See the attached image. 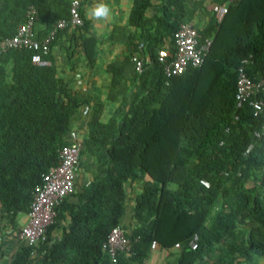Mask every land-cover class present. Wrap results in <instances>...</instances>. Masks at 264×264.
<instances>
[{
	"label": "trees",
	"instance_id": "1",
	"mask_svg": "<svg viewBox=\"0 0 264 264\" xmlns=\"http://www.w3.org/2000/svg\"><path fill=\"white\" fill-rule=\"evenodd\" d=\"M69 1L0 0V39L14 33L29 5L41 36L67 17ZM81 5V25L58 30L49 49L70 32L66 49L77 45L91 66L98 38L88 33ZM183 21V0L131 1L126 27L114 25L106 37L125 43L127 52L105 64V98L114 104L105 121L103 103L68 88L49 51L45 65L33 64L29 49L0 54V213L12 229L28 210L33 186L57 163L71 112L84 103L89 111L78 167L94 166L91 179L56 206L45 241L19 244L0 264H112L101 243L123 214L124 186L132 180L141 186L132 201L133 226L125 232L130 255H119L118 264L143 261L152 245L178 247L175 262L166 264H206L213 250L239 264L264 253V130L253 136L263 113L233 100L241 57L250 55L248 77H264V0H232L219 20L208 17L197 27L200 38L211 37L202 63L165 76L157 51L172 52V34ZM132 55L141 58L142 69L128 79L124 68ZM66 215L60 237L48 245ZM235 229L238 239L226 242ZM194 233L197 244L189 249Z\"/></svg>",
	"mask_w": 264,
	"mask_h": 264
},
{
	"label": "built area",
	"instance_id": "2",
	"mask_svg": "<svg viewBox=\"0 0 264 264\" xmlns=\"http://www.w3.org/2000/svg\"><path fill=\"white\" fill-rule=\"evenodd\" d=\"M232 0H226L222 4H212L211 11L216 19L226 12L227 4ZM79 0H70L67 8V17L60 18L52 25L51 29L36 36L33 24L36 19V10L33 5L26 7L23 20L16 26L12 35L0 39V54L8 49L31 50L30 61L36 65H45L48 61L44 55L49 51V43L58 30L67 26L76 27L82 21L78 13ZM211 37L200 38L197 27L189 21L178 24L172 34L173 50L161 48L157 51V60L165 76H176L185 72L188 68H194L202 63L210 44ZM250 55L241 57L235 69L233 100L236 107L247 103L251 105L253 113H263V120L258 130L253 131L254 137H259L264 130V77L252 79L245 72V65ZM135 73L141 72L142 60L137 55H132ZM82 90L86 84L80 83ZM81 114L87 115L89 105L81 106ZM252 145L248 144V148ZM81 148V140L74 139L63 144L57 154V163L48 168L41 175L40 183L33 186L28 210L24 213L25 219L16 232V239L20 244L36 245L46 239V230L54 222L56 206L66 196L74 192V180L78 171V156ZM197 234H192L187 241L189 249H195ZM102 250L107 254L110 263L118 264V257L130 255V243L121 225L111 227L101 243Z\"/></svg>",
	"mask_w": 264,
	"mask_h": 264
},
{
	"label": "crops",
	"instance_id": "3",
	"mask_svg": "<svg viewBox=\"0 0 264 264\" xmlns=\"http://www.w3.org/2000/svg\"><path fill=\"white\" fill-rule=\"evenodd\" d=\"M80 1L82 2L81 6L83 9V14L85 18L89 20L88 33L98 38L94 48V57H95L94 63L91 66L86 65L84 57L82 56V53L78 50L77 45L72 49H66V47L62 44L63 40L65 41L67 40L65 35L59 36L54 41L53 45L49 49V52L56 65V70L58 75L64 79L68 88L79 93L80 90H82L80 88L81 86L80 83L86 84L87 82L88 84V81L92 82V85L95 87L94 92H90V91H89L90 93H87V91L85 92V90H88L87 84H86V89L82 91H84L85 93L84 95L88 97L91 100V102L97 101L103 103V111L100 119L102 121H105L107 117L110 115L114 106L113 103L108 102L105 98L108 89L109 77H110V74L105 71V64L115 59H121L123 56L111 60L109 59V61L99 63L98 61V52L100 50L99 41L104 37L106 40L112 43L118 42L107 39L106 37L111 32L112 27L114 25H120L126 27L127 13L130 8L132 0H80ZM183 1L185 3V7L187 10L188 21L191 22L196 27H201L205 23L206 19L212 15L211 5L222 4L226 0H183ZM101 2L109 7L110 12L106 19L95 20L90 17L89 12L95 6V4ZM123 44L126 46L125 43ZM111 46L110 47L108 46L107 50H109ZM107 50L106 48L104 49L105 54L107 53ZM130 63L133 65L131 61H128V63L125 65L124 68V75L128 79H130L134 74L133 72L134 68L132 69ZM128 66L129 68H127ZM127 69L129 71L128 75H126ZM97 86H99V88L96 89ZM96 90H98V92L100 90L102 94L96 95ZM107 108L110 110L106 111ZM80 110L81 107L71 112L70 126H69L70 128L67 136V141H71L74 139L81 140V138L84 135V132L86 130V121L88 119L87 116L88 114L83 115L81 114ZM81 172H82V168L79 167L74 180V188H75L74 191L80 190V188L91 179V176H87V178H85L84 174H81ZM140 186H141L140 180H132L125 183L124 211L118 222V224L121 225V227L123 228L124 232L128 228L133 226V221L131 217L132 201L135 194H137L140 191ZM69 200L71 199L69 198ZM24 219H25L24 213L19 214L17 216L16 218L17 228L20 227ZM2 220L5 222V226L8 229V231L5 230V232H9L10 230L12 231L13 229L11 225L7 222L5 216L2 213H0V221ZM67 223H68V215H66L64 219L59 221V225H60L59 229L57 228L51 231L50 240L49 243H47L48 245L60 237L61 227L66 226ZM16 232L17 229L15 231V236H16ZM19 244L20 243L17 241V239L15 238L13 239V237L7 235L6 237L3 238L0 235V261L2 262H4L5 260L7 261V259H9L12 256V253ZM159 249H164V248L156 245H152L146 258L143 261L147 259L149 254L150 257H153L155 253L160 254L161 251H159ZM263 254L261 256L255 257V259L262 257Z\"/></svg>",
	"mask_w": 264,
	"mask_h": 264
},
{
	"label": "rangeland",
	"instance_id": "4",
	"mask_svg": "<svg viewBox=\"0 0 264 264\" xmlns=\"http://www.w3.org/2000/svg\"><path fill=\"white\" fill-rule=\"evenodd\" d=\"M220 18H218L217 20H219ZM69 33L70 32H67V34H65V36L67 37L69 35ZM62 44L65 46L66 45V41L63 40ZM99 45H100L99 46L100 50L98 52V61H99V63L100 62L102 63V62H105V61H109V59L111 60V59H114V58H119L121 56H124L126 54V52H127V45L125 46L122 42H113L112 43V42L106 40L104 37L99 41ZM108 46L109 47L111 46V48L109 50H107ZM105 48L107 50L106 54L104 52ZM130 65L132 66V69H133V65L131 63H130ZM129 66L127 68H129ZM128 73H129V71L127 69L126 75H128ZM86 84H87V82H86ZM87 87H88V90H85V92L87 91V93H90V92H94L95 91V87L92 85V82L88 81ZM97 88H99V86H97L96 89ZM98 94L99 95L102 94L100 90H99V92H98V90H96V95H98ZM109 110L110 109L107 108L106 111H109ZM83 167L84 166L80 167V168H82V172H84V173L81 172V174H84L85 178H87V176H91V172L93 171L94 166H90V165L87 164L84 168ZM86 173H88V174H86ZM5 230L8 231L7 227L5 226V222L2 220V221H0V235L3 238L8 235L10 237H13V239L14 238L16 239V236H15V231L16 230L13 229L12 231L10 230L9 232H5ZM236 230H239V229L233 230V232L231 233L230 237L227 236L226 238H223V239L226 242H228V243L235 242L234 240L238 239V237H239V233H237ZM216 246H218L220 248L223 247L222 244H220V245L216 244ZM216 246L214 248H216ZM159 251H161V253L160 254L159 253H155V255L153 257H150V254H149L145 261H141V262L128 261V263H126V264H165L166 262L167 263L168 262L173 263V262H175L178 254H179V249L176 246L168 248V249H159ZM212 252H213V254H212ZM212 252L210 253V255L208 254L207 256H205L204 262L206 264H239V263H237L235 261L234 262L233 261L229 262L228 259L222 257L220 255V254L223 253V252H221V250H220V252L219 251L217 252V250H213ZM211 254H212V256H211ZM218 256H220V259H218V261H217L216 258ZM220 260H223V261L221 262ZM240 262L242 264H264V254H263L262 257L256 258L251 263H246L244 261H240Z\"/></svg>",
	"mask_w": 264,
	"mask_h": 264
},
{
	"label": "clouds",
	"instance_id": "5",
	"mask_svg": "<svg viewBox=\"0 0 264 264\" xmlns=\"http://www.w3.org/2000/svg\"><path fill=\"white\" fill-rule=\"evenodd\" d=\"M110 9L104 3H97L95 6L90 10L89 15L91 18L95 20L106 19L109 15Z\"/></svg>",
	"mask_w": 264,
	"mask_h": 264
}]
</instances>
